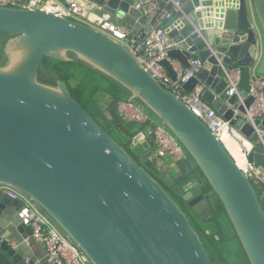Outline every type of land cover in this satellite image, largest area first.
Segmentation results:
<instances>
[{
  "label": "water",
  "instance_id": "1",
  "mask_svg": "<svg viewBox=\"0 0 264 264\" xmlns=\"http://www.w3.org/2000/svg\"><path fill=\"white\" fill-rule=\"evenodd\" d=\"M84 1L132 36L143 32L136 43L144 50L149 29L136 0ZM156 2L172 12L163 25L174 44L169 59L183 68L192 57L203 63L182 89L202 86L201 100L249 143L247 161L264 179V114L246 122L241 115L252 99L237 103V94L249 92L250 77L264 76V0ZM0 33L10 35L3 47L7 64L0 66V184L34 201L91 264H212L186 213L148 173L172 186L194 168L217 196L249 263L264 264V181L262 206L224 144L122 45L81 22L24 8L0 7ZM69 54L149 110L193 164L173 173L160 170L149 150L140 157L141 166L63 82L54 87L38 82L44 58L66 62L72 60ZM162 65L175 82L168 63ZM232 68L239 69L237 93L222 74ZM201 186L196 177L176 193L181 191L187 207L207 219ZM22 210L21 203L0 192V251L12 264H33L20 253L31 235L26 225H17L16 211Z\"/></svg>",
  "mask_w": 264,
  "mask_h": 264
},
{
  "label": "built area",
  "instance_id": "2",
  "mask_svg": "<svg viewBox=\"0 0 264 264\" xmlns=\"http://www.w3.org/2000/svg\"><path fill=\"white\" fill-rule=\"evenodd\" d=\"M136 2V8L142 13L149 29V35L144 40V50L136 43L137 40H141L138 36L135 39L122 26L112 24L107 15L98 17L96 31L122 45L162 88L187 106L209 131L224 144L229 152L223 136L228 134L232 137L237 142L239 153L244 160L243 164L239 165L230 152L239 169L250 182L262 184L264 179L254 165L247 161L250 152L249 143L236 133L229 121L223 120L201 100L202 86L195 87L191 92H185L182 89V85L187 84L202 71L203 63L198 58L192 57L187 60V67L183 68L178 62L169 59L168 55L174 48V44L168 38L163 25L170 19L172 12L160 8L156 0H136ZM0 7L34 9L81 23H83L82 18L86 14L85 6L79 0L68 1L65 6L41 3L39 0H0ZM164 61L168 63L175 74V82L171 80L168 71L162 65ZM222 74L227 86L237 93L239 69H223ZM246 98H251L252 102L248 108H244V114L241 116L246 122L252 123L264 114V76H251L249 92L245 95L237 94V103L244 105ZM131 100L134 99L131 98ZM127 110L128 112H124L125 118L143 125L144 127L139 130L140 135L144 138H151L155 147L152 159L156 160L160 170H162L161 167H167L164 163L165 158L170 162L169 167L186 160L187 154L182 146L152 114L151 116L144 113L132 101H130ZM0 192L6 193L12 200L23 205L24 211L31 221V238L42 244L46 264H91L88 258L34 201L22 192L5 184H0Z\"/></svg>",
  "mask_w": 264,
  "mask_h": 264
},
{
  "label": "trees",
  "instance_id": "3",
  "mask_svg": "<svg viewBox=\"0 0 264 264\" xmlns=\"http://www.w3.org/2000/svg\"><path fill=\"white\" fill-rule=\"evenodd\" d=\"M10 35L0 33V66L7 64V58L3 53V47ZM70 61L60 62L44 58L39 65L37 79L43 85L54 87L56 82H63L68 89L70 95L78 102L85 111L100 125V127L109 134L124 150L136 160L141 166L143 162L140 158L135 157L129 147L121 141L120 137H126L131 139L138 131L144 126H138L137 132L130 133L131 129L125 124L117 114L116 103L119 101V92L128 93L119 84L105 76L104 74L93 69L89 65L77 60L73 55ZM97 93H103L111 97V101L107 106L106 112L109 119H104L99 111L92 108V99ZM129 94V93H128ZM98 117V118H96ZM99 120L102 123L98 122ZM105 122V123H104ZM150 142V150L153 152L155 147L151 138H147ZM157 166L155 159H151ZM192 160L187 154L185 161L177 162L175 165L178 171L182 170L188 165H192ZM148 172V171H147ZM153 178H155L162 188L170 197H177L181 202V191L176 193V190H180V187L190 182L192 179L198 177L199 183L202 185V189L205 195L211 199L213 204L207 206L210 212V216L207 219H202L197 216L203 223L208 226L209 230H203L200 232L196 230L200 241L205 248L212 264H250L242 246L237 238L232 225L230 224L217 196L211 191L207 182L203 179L201 173L194 168L193 174L184 178L180 183L167 186L157 179L152 173L148 172ZM251 185L257 195V197L263 202L262 199V184L258 182H251ZM210 199H207L210 201ZM263 206V205H262ZM218 222V226H217ZM232 261V262H231ZM0 264H12L10 260L0 251Z\"/></svg>",
  "mask_w": 264,
  "mask_h": 264
},
{
  "label": "crops",
  "instance_id": "4",
  "mask_svg": "<svg viewBox=\"0 0 264 264\" xmlns=\"http://www.w3.org/2000/svg\"><path fill=\"white\" fill-rule=\"evenodd\" d=\"M41 3L45 2V3H54V4H59L62 6H65L66 3L68 2L67 0H39ZM81 3L84 4L85 6V11L86 14L85 16L82 18L83 24L87 25L88 27L96 30L98 23V17L104 16L106 15L105 13H103L99 8H97L96 6H94L93 4H90L84 0H79ZM108 16V15H107ZM109 17V21L112 24H115L117 26H121V24L116 21L114 18ZM127 30V29H126ZM127 32H129L127 30ZM144 36L143 32H140L138 34V38H142ZM131 37V36H130ZM136 39V37H134ZM111 101V97L108 95H105L103 93H97L93 99H92V108H94L96 111L98 110L99 113L101 114V116L104 119H109L108 114L106 112L107 106ZM130 101H132V103H134L137 107H139L144 113L148 114L145 110H147L143 105H141L140 103H138V105L136 104V102H134V100H131V96L127 93L124 92H119V101L116 103V111L118 116L120 117V119L127 124V126L130 127L131 131L130 133L133 132H137L139 123L129 120L127 118H125L124 116V112H128L127 108L129 106ZM98 118V117H96ZM99 123L102 121L99 120ZM105 123V122H104ZM121 141L126 144L129 149L133 152L134 155H136L137 157H141L143 154H145L146 152H148L150 150V142L148 141L147 138H144L140 135L139 131L138 134H136L134 137H132L131 139H128L126 137H120ZM227 143V142H226ZM225 143V144H226ZM164 163L167 165V167H161L162 170H171L172 173L173 171L176 172L178 171L176 165L169 167V161L167 160V158L164 159ZM12 212V210H11ZM18 213V218L16 219L17 225H26V229H28L31 232V227L27 226V224L30 222L29 216L28 214L22 210V211H16ZM23 246L20 250V253L22 255V257L26 260V262H33V264H46L45 263V252L43 249L42 244L31 238V235L28 236V238L23 241ZM14 246V245H13ZM14 248H16L14 246Z\"/></svg>",
  "mask_w": 264,
  "mask_h": 264
},
{
  "label": "rangeland",
  "instance_id": "5",
  "mask_svg": "<svg viewBox=\"0 0 264 264\" xmlns=\"http://www.w3.org/2000/svg\"><path fill=\"white\" fill-rule=\"evenodd\" d=\"M2 59V57H1V55H0V60ZM134 102H136V104L138 105V101H136V100H134ZM139 106V105H138ZM149 115H151V112L149 111V110H145ZM152 116V115H151ZM135 157H137L136 155H135ZM137 158H140V157H137ZM172 198V197H171ZM174 201H175V203L180 207V209L184 212V213H186V216L188 217V219H189V221H190V224L192 225V227H194V229L195 230H198L199 232H200V230L201 231H203V230H209L208 229V226H206L204 223H203V221H201L196 215H194V213L193 212H191L190 211V209L189 208H187L186 206H185V204L182 202H180V200L177 198V197H173L172 198ZM207 199H210L209 197H208V195H206L205 196V200L207 201ZM260 202H261V204L263 205V202H262V200H261V197H260ZM208 204H213V202L211 201V199H210V201L208 200V202H207ZM210 212H211V210H210ZM219 224H218V222H217V226H218ZM232 262V261H231Z\"/></svg>",
  "mask_w": 264,
  "mask_h": 264
},
{
  "label": "bare ground",
  "instance_id": "6",
  "mask_svg": "<svg viewBox=\"0 0 264 264\" xmlns=\"http://www.w3.org/2000/svg\"><path fill=\"white\" fill-rule=\"evenodd\" d=\"M223 140L225 143L227 142L226 143L227 147L229 148L230 152L233 154V156L238 161V164L239 165L243 164L244 160H243V157L239 153V146L237 142L232 137H230L228 134H224Z\"/></svg>",
  "mask_w": 264,
  "mask_h": 264
},
{
  "label": "flooded vegetation",
  "instance_id": "7",
  "mask_svg": "<svg viewBox=\"0 0 264 264\" xmlns=\"http://www.w3.org/2000/svg\"><path fill=\"white\" fill-rule=\"evenodd\" d=\"M187 184V183H186ZM185 184V185H186ZM200 184V183H199ZM185 185H183V186H185ZM183 186H181V187H183ZM200 186H201V184H200ZM181 187H180V189H181ZM201 189H202V186H201ZM203 190V189H202ZM176 192V191H175ZM202 193L205 195V193H204V191H202ZM182 195V194H181ZM180 198H181V196H180ZM183 201L181 200V203H182ZM184 203V202H183ZM185 204V203H184ZM185 206L187 207V205L185 204ZM188 208V207H187ZM190 209V208H189ZM190 211H191V209H190ZM192 212V211H191ZM196 214V213H195ZM197 215V214H196ZM198 216V215H197Z\"/></svg>",
  "mask_w": 264,
  "mask_h": 264
}]
</instances>
